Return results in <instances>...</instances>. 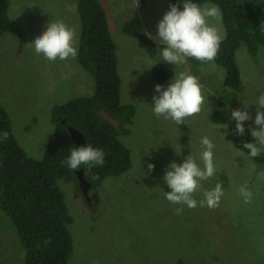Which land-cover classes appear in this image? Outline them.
Listing matches in <instances>:
<instances>
[{"label": "rangeland", "instance_id": "rangeland-1", "mask_svg": "<svg viewBox=\"0 0 264 264\" xmlns=\"http://www.w3.org/2000/svg\"><path fill=\"white\" fill-rule=\"evenodd\" d=\"M98 1L117 48L121 104L133 109V116L122 124L127 133L118 136L129 153L131 168L120 177L104 180L95 192L81 193L76 183H58L72 218L69 264H264V179L258 176L264 171V163H255L236 149L227 126L210 118L221 101L227 111H247L254 120L253 103L264 93V52L260 49L253 56L245 45L239 47L236 62L240 82L230 90L223 83V67L213 62L195 66L187 60L175 66L163 61L160 53L149 55L124 32L128 21L139 20L151 41L164 47L153 37L171 0ZM205 5L214 4L202 7ZM8 6L13 30L0 36V107L10 120L18 145L28 157L40 159L54 134L52 109L92 97L95 84L77 57L50 62L30 44L50 21L60 20L75 31L78 47L77 0H9ZM208 22L218 27L224 40L223 23L211 18ZM156 64L167 70V82L153 80ZM175 71L197 77L205 97L201 112L176 126L151 111L152 97L159 95L155 85L166 88ZM225 95L230 96L229 103L223 100ZM253 120L245 123L258 129ZM205 136L215 146L217 175L201 181V190L194 193V198L203 199L202 190L214 188L219 181L224 190L219 206L188 208L171 204L161 191H170L163 180L167 166L182 163L190 154L202 166L200 141ZM148 163L155 166L151 172ZM253 164L255 171H251ZM245 184L253 193L251 203H245L239 193ZM177 207H183L182 214H175ZM0 264H25V250L12 221L1 209Z\"/></svg>", "mask_w": 264, "mask_h": 264}, {"label": "trees", "instance_id": "trees-1", "mask_svg": "<svg viewBox=\"0 0 264 264\" xmlns=\"http://www.w3.org/2000/svg\"><path fill=\"white\" fill-rule=\"evenodd\" d=\"M192 2L201 6L212 3L221 9L226 36L213 63L225 69L223 83L230 90H235L240 82L236 62L239 47L245 45L253 56L260 49L264 52V0ZM8 3L9 0H0V36L13 30ZM182 3L183 0H171V4L181 9ZM77 12L80 18L77 59L83 70L94 80V94L52 109L54 134L47 142L40 159L28 157L18 145L11 132L10 120L0 107V133H8L6 140L0 138V209L12 221L19 242L25 250V264H69L73 252L69 230L72 218L58 185L60 181L76 183L82 193L77 176V172L81 170L89 184L87 190L95 192L104 180L120 177L131 168L129 153L118 136L120 133H127L122 124L133 116V109L121 104L117 48L110 34L106 13L98 0H77ZM123 30L136 39L149 55L155 56L161 52L163 46H157L151 41L139 20L128 21ZM187 63L203 66L210 62L187 58ZM152 77L155 82L165 83L169 75L161 64H156L152 69ZM229 99V95L223 96L227 103ZM100 110L120 122V132L100 116ZM230 114L231 111L225 108V102L219 101L218 109L211 113L210 118L214 123L227 126L233 146L248 154L243 144L255 142L254 138L245 122L244 134L237 135L234 131L235 122L230 119ZM69 128L82 134L85 144L103 149V166H94L89 171L86 165L71 170L67 164H61L70 149L78 147L70 137ZM253 159L255 163L263 164L264 151Z\"/></svg>", "mask_w": 264, "mask_h": 264}, {"label": "clouds", "instance_id": "clouds-1", "mask_svg": "<svg viewBox=\"0 0 264 264\" xmlns=\"http://www.w3.org/2000/svg\"><path fill=\"white\" fill-rule=\"evenodd\" d=\"M209 18L214 19L217 24L222 22V12L219 6L205 5L202 7L192 0H183L182 9L175 4H170L169 11L158 22L157 34L153 37L164 45L160 52L161 59L175 66L186 63L187 58H194L200 62H213L219 52L222 37L218 27L209 24ZM30 44L37 54L43 55L50 62L57 59H75L78 55L75 31L60 20L50 21L46 30ZM154 91L159 95L152 97V113L157 117L173 121L175 126L185 124L186 118L198 115L205 104L202 85L198 78L184 71H175L172 82L166 88L157 84ZM253 104L256 105L254 120L247 111L240 109L231 111L230 119L235 122L234 131L237 135L244 134L245 121L253 120L254 125L258 126V129L249 128L255 142L243 144V148L248 150V155L255 158L264 151V111H261L264 109V93H260ZM7 137L6 131L0 133V138L6 140ZM200 143L203 146L200 153L202 166L191 154L182 163L171 162L167 166L163 180L170 191L160 190L171 204L185 205L188 208H196L198 205L209 208L219 206L220 199L224 195L219 181L214 188L202 190L203 199L197 201L194 198V193L201 190V181L217 175L213 158L214 144L206 136L201 138ZM179 153L180 146L178 145L177 154ZM239 155L242 156L243 153ZM104 157L103 149L86 144V146L72 147L61 164H67L71 170L86 165L90 171L94 166H103ZM154 167L151 163L147 164L149 172ZM255 170L256 166L253 164L251 171ZM258 176L264 179V171L259 172ZM95 178L94 176L93 179ZM239 193L245 203L252 202L253 193L246 184L240 187ZM183 211V207L174 209L177 215L182 214Z\"/></svg>", "mask_w": 264, "mask_h": 264}, {"label": "water", "instance_id": "water-1", "mask_svg": "<svg viewBox=\"0 0 264 264\" xmlns=\"http://www.w3.org/2000/svg\"><path fill=\"white\" fill-rule=\"evenodd\" d=\"M100 116L108 121L110 124H112L116 130L120 131L119 129V121L115 120L114 118L110 117L108 114H106L104 111L100 110L99 111ZM68 132L70 134L71 139L73 140V142L79 147V146H86L85 141H84V137L82 136V134H80L78 131L74 130L73 128H69ZM77 176L78 179L80 181L82 190L87 191V189L89 188V184L85 181L83 175H82V171H78L77 172Z\"/></svg>", "mask_w": 264, "mask_h": 264}, {"label": "flooded vegetation", "instance_id": "flooded-vegetation-1", "mask_svg": "<svg viewBox=\"0 0 264 264\" xmlns=\"http://www.w3.org/2000/svg\"><path fill=\"white\" fill-rule=\"evenodd\" d=\"M81 171V170H80ZM83 193H85V191L82 190ZM87 192V191H86ZM85 195V194H84Z\"/></svg>", "mask_w": 264, "mask_h": 264}]
</instances>
